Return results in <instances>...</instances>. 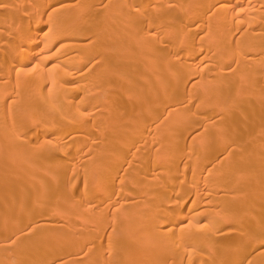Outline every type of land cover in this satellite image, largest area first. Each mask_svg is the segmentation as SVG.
Returning <instances> with one entry per match:
<instances>
[{"label": "bare ground", "instance_id": "6f19581e", "mask_svg": "<svg viewBox=\"0 0 264 264\" xmlns=\"http://www.w3.org/2000/svg\"><path fill=\"white\" fill-rule=\"evenodd\" d=\"M0 242L264 264V0H0Z\"/></svg>", "mask_w": 264, "mask_h": 264}, {"label": "rangeland", "instance_id": "374dc122", "mask_svg": "<svg viewBox=\"0 0 264 264\" xmlns=\"http://www.w3.org/2000/svg\"><path fill=\"white\" fill-rule=\"evenodd\" d=\"M135 23H137V21H135ZM130 68H131V67L127 66V71H125V72L123 73L124 76H125V74H127V73L129 72ZM232 68L234 69V65H233ZM232 68H231V70H232ZM126 76H127V75H126ZM246 82H248V79H247ZM210 113H211V111H210ZM94 204H95V203H92V206H94ZM95 205H96V204H95ZM0 244H2V243L0 242Z\"/></svg>", "mask_w": 264, "mask_h": 264}]
</instances>
